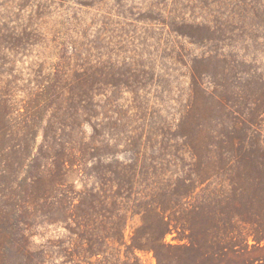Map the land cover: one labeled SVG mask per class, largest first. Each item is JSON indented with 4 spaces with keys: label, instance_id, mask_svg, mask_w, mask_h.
Returning a JSON list of instances; mask_svg holds the SVG:
<instances>
[{
    "label": "rangeland",
    "instance_id": "rangeland-1",
    "mask_svg": "<svg viewBox=\"0 0 264 264\" xmlns=\"http://www.w3.org/2000/svg\"><path fill=\"white\" fill-rule=\"evenodd\" d=\"M0 264H264V0H0Z\"/></svg>",
    "mask_w": 264,
    "mask_h": 264
}]
</instances>
